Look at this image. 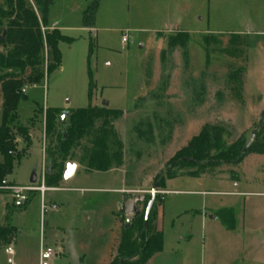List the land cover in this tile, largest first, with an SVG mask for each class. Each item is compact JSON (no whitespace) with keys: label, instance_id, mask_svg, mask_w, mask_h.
Wrapping results in <instances>:
<instances>
[{"label":"rangeland","instance_id":"obj_1","mask_svg":"<svg viewBox=\"0 0 264 264\" xmlns=\"http://www.w3.org/2000/svg\"><path fill=\"white\" fill-rule=\"evenodd\" d=\"M93 1V27L85 28ZM50 19L73 42L60 43L61 66L41 86H25L18 115L30 123L32 142L6 178L28 185L34 171L39 182L45 170L46 179L61 115L104 100L120 111L113 120L120 146L112 140L110 149L121 148L123 158L107 172L90 171V139L83 138L59 165L64 172L68 162L78 164L71 180L55 185L65 191L53 192L55 198L47 193L57 210L42 213L37 192L22 208L0 192V224L15 228V253L1 245L0 264H39L41 226L45 246L58 251L61 237L67 244L50 264H264V0H55ZM183 33L185 42L178 40ZM2 102L0 90V125ZM47 107L61 109L50 135ZM102 126L95 121L94 129ZM205 126L225 130L212 155L239 138L247 145L253 134L258 146L238 163H175ZM159 174L165 184L157 188L148 225L150 236L163 235V250L147 257L139 217ZM225 208L234 211L233 228L219 215Z\"/></svg>","mask_w":264,"mask_h":264},{"label":"trees","instance_id":"obj_2","mask_svg":"<svg viewBox=\"0 0 264 264\" xmlns=\"http://www.w3.org/2000/svg\"><path fill=\"white\" fill-rule=\"evenodd\" d=\"M54 4L55 0H4V3L0 5V90L3 98L0 125V154L2 155L0 183L12 173L15 163L27 154L32 142L30 123H21L18 115L21 101L28 97L23 89L25 86H41L44 79L61 66L60 43L73 42V38L64 35L58 27L51 25L50 10ZM97 7L98 1H93L85 9L83 16L85 28L93 27ZM188 38V34L183 33L178 40L185 42ZM91 54L92 48L89 60ZM89 78L88 97L91 100L95 89L91 69H89ZM36 107L38 108H35L36 111L43 112L37 102ZM60 113V108L47 107L46 135L55 132L57 117ZM119 115L118 109L104 106L89 105L67 111L66 122L64 124L60 122L62 130L58 133L55 148L47 152V184L55 186L63 179L64 172L59 171L60 163L68 161L74 148L85 137L90 139L91 144L86 155L90 171L107 172L115 164L121 163L123 158L121 148L114 152L110 149L112 140L118 147L120 146L113 128V120ZM98 119H102L103 126L94 129V123ZM224 133V128L220 126H205L186 147L178 152L175 163L199 165L200 168L215 166L221 162L238 163L242 161L247 151L258 146L255 138L252 146L244 152L245 141L239 138L223 151L212 155V149L219 147L217 143L222 140ZM140 135L142 136L143 132H140ZM20 144L23 147H20ZM263 146L260 147V152L264 153ZM160 176L161 174L155 181L157 188L165 184L163 179L159 180ZM219 215L228 228L234 227L233 209H221ZM144 218L145 213L139 217V222H143ZM149 229V225L145 227L143 224L140 231L144 241L141 253L147 257L163 250V235L158 233L152 237L149 235ZM14 234L13 226L0 224V246L10 244ZM133 252L134 249L129 254L132 255ZM123 263L124 261L120 262V264Z\"/></svg>","mask_w":264,"mask_h":264},{"label":"built area","instance_id":"obj_3","mask_svg":"<svg viewBox=\"0 0 264 264\" xmlns=\"http://www.w3.org/2000/svg\"><path fill=\"white\" fill-rule=\"evenodd\" d=\"M122 40L125 41L126 38L123 37ZM23 91L25 92L26 88H24ZM60 190H63V188H59L57 186H49L47 184L45 179V170L42 179L39 182L37 181L36 183L19 185L10 182L7 178L0 183V192L9 193L13 200L14 206L17 208L25 207L31 200L32 193H39L42 213H45L49 208H51L52 210H57V204H51L50 206L47 204L46 196L47 193H52ZM58 251H56V249L51 246H45L44 244H42L39 253V264H50V261L54 259L58 254ZM5 252L13 255L14 248L10 245L5 248Z\"/></svg>","mask_w":264,"mask_h":264},{"label":"water","instance_id":"obj_4","mask_svg":"<svg viewBox=\"0 0 264 264\" xmlns=\"http://www.w3.org/2000/svg\"><path fill=\"white\" fill-rule=\"evenodd\" d=\"M102 106L108 107L109 106V101L104 100L102 102ZM66 117H67V112L64 111V113L61 115V123L62 124L65 123ZM65 136H66V134H65ZM255 138H256V135L253 134L251 139H250V141L245 146L244 152L247 151L252 146V144L255 141ZM77 168H78V164L77 163L68 162L67 165H66V169L64 171V174H63V179L65 181L71 180L74 177V175H75V173L77 171ZM36 182H37V175H36V172L34 171L32 173V176H31V179H30V183H36ZM156 191H157V186H154L153 187V196L149 200L148 205L146 207V211H145V218H144V226L145 227H147V225H148L150 214H151V210H152V208L154 206V203H155ZM133 211L135 213V217H137L140 214V211L137 210V209H134ZM125 227L128 228L129 227V223H126ZM118 264H120V263H118Z\"/></svg>","mask_w":264,"mask_h":264},{"label":"crops","instance_id":"obj_5","mask_svg":"<svg viewBox=\"0 0 264 264\" xmlns=\"http://www.w3.org/2000/svg\"><path fill=\"white\" fill-rule=\"evenodd\" d=\"M77 170H78V168H77ZM233 185H235V187L237 186V183H234ZM60 191H65V189H63V190H60ZM55 192H58V191H55ZM121 192H122V190H121ZM207 191H202L201 193H206ZM50 194V196L52 197V198H55L54 197V195H53V192L52 193H49ZM122 197H125V196H122ZM52 201V204L54 203V204H57V206L59 207V204L55 201V200H51ZM130 212V211H129ZM42 226H41V231H40V244H39V253H40V248H41V245L42 244H44L43 243V241H44V239L42 238V236H43V231H42ZM55 230V229H54ZM60 235H59V233H57V230L55 231V237L58 239V237H59ZM63 240V241H62ZM59 241L61 242L62 241V243H63V245L62 246H59V254H57L55 257L57 258L59 255H60V253H61V251L63 250V248H66V242H65V238L63 237H61V239H59ZM61 243V244H62ZM10 245V244H9ZM14 253H15V250H14ZM14 255V254H13ZM38 259H39V255H38ZM102 259V258H101ZM100 259V260H101ZM56 260V259H55ZM102 262L100 263V264H102L103 262H104V260H101ZM104 264V263H103Z\"/></svg>","mask_w":264,"mask_h":264}]
</instances>
